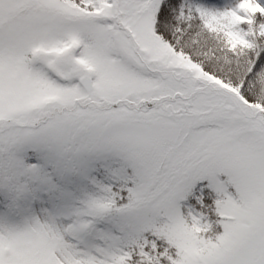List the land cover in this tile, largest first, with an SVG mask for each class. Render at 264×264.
I'll return each instance as SVG.
<instances>
[{
    "label": "snow or ice",
    "instance_id": "obj_1",
    "mask_svg": "<svg viewBox=\"0 0 264 264\" xmlns=\"http://www.w3.org/2000/svg\"><path fill=\"white\" fill-rule=\"evenodd\" d=\"M0 264H264V0H0Z\"/></svg>",
    "mask_w": 264,
    "mask_h": 264
}]
</instances>
